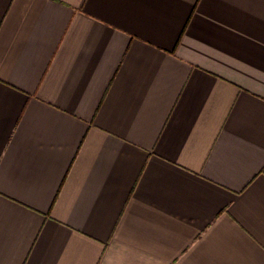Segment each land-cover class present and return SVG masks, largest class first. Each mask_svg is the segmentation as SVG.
<instances>
[{
  "label": "crops",
  "instance_id": "1",
  "mask_svg": "<svg viewBox=\"0 0 264 264\" xmlns=\"http://www.w3.org/2000/svg\"><path fill=\"white\" fill-rule=\"evenodd\" d=\"M0 264H264V0H0Z\"/></svg>",
  "mask_w": 264,
  "mask_h": 264
}]
</instances>
